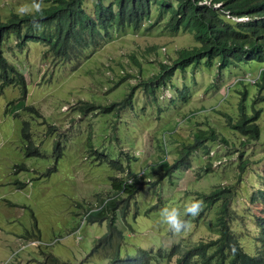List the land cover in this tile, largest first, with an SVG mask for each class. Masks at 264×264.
Segmentation results:
<instances>
[{
    "label": "rangeland",
    "instance_id": "obj_1",
    "mask_svg": "<svg viewBox=\"0 0 264 264\" xmlns=\"http://www.w3.org/2000/svg\"><path fill=\"white\" fill-rule=\"evenodd\" d=\"M30 2L0 0V18ZM48 4L43 0V6ZM92 8L86 0L84 9L91 13ZM166 18L164 14L148 29L100 32L82 55L66 60L44 51L46 46L39 41L28 39L17 47L12 32L1 41L2 54L24 74L26 85L23 97L18 85L0 91L1 263L39 264L42 250L70 264H107L104 257L84 260L95 238L106 230L104 220L87 221L84 209L88 202L94 203L96 194L105 196L111 175L128 179L129 173L138 176L141 168L145 174L134 193L135 202L128 204L125 221L119 215L115 220L123 233L120 255L134 253L137 246L168 248L175 243L181 251L213 237L218 202L207 205L199 192L224 185H230L233 194L229 210L241 215V221L232 223L240 245L248 254L257 253L253 225L255 217L264 214V204H251L245 197L260 183L258 174L264 176V86L259 87L264 76L259 84L230 81L245 72L253 76L264 64L247 60L217 68V63L201 61L173 70L165 86L146 93L139 83L158 70L159 60L169 64L177 48L193 44L186 31L168 33L163 26ZM131 83L139 86L130 107L101 110L99 105L119 99ZM242 89L244 112L261 109L257 140L233 133L221 115L225 112L232 119L240 115ZM182 92L188 95L187 102ZM87 104L93 106L86 108ZM28 105L37 110L23 108ZM23 121L27 137L21 134ZM209 126L224 134L226 142L203 139L189 153V166L172 169L154 181L162 171L160 148L166 149L165 158L171 162L182 142H192L197 127ZM240 151L246 159L241 171L236 167ZM108 158L118 159L121 169L109 165ZM151 162L155 169L149 167ZM145 177L152 182L146 183ZM192 199L203 201L202 210L195 218L188 217L187 231L174 243L159 222V212ZM34 238L38 244L29 243ZM178 254L150 264H177Z\"/></svg>",
    "mask_w": 264,
    "mask_h": 264
},
{
    "label": "trees",
    "instance_id": "obj_2",
    "mask_svg": "<svg viewBox=\"0 0 264 264\" xmlns=\"http://www.w3.org/2000/svg\"><path fill=\"white\" fill-rule=\"evenodd\" d=\"M45 1H49V4L43 6L42 13L35 16L41 26L40 30H31L32 16L21 18L16 12H11L5 19L0 18V44L12 32L18 39L17 47H21L28 39L38 40L47 46L54 57L68 59L71 56L82 55L85 48L94 44L93 40L100 32L105 34L111 31L120 32L126 27L132 32L140 28L148 29L167 14L163 26L168 33L186 31L191 34L193 44L177 48L176 55L169 64L163 63L164 59L159 60L158 70L152 73L153 76L148 81L141 80L142 83L163 84L169 80L173 70H184L186 66L201 61L209 65L217 63L218 68L235 65L237 61L256 60L264 63V0H89L93 6L91 13L84 9L86 0ZM153 4H156V9L153 8ZM241 15L246 19L236 21L231 18ZM22 28L24 32L21 33ZM6 85H18L21 96L26 94L24 74L5 58L0 48V91ZM134 87L135 85H132L119 101L102 105L101 110L112 106L117 108L130 105ZM143 89L149 93L144 86ZM239 92L240 115L233 120L230 115L225 114V122L237 134L246 139L257 140L259 128L255 120L259 109L246 115L243 112L245 91L242 89ZM92 106L87 104L86 108ZM23 108L33 112L37 110L30 105ZM21 134L25 137L29 134L25 121L21 126ZM192 139V142L181 143L177 157L172 162L169 163L165 159L159 161L162 171L156 180L181 165L189 166V153L195 151L203 139H219L226 142V139L218 136L213 128L205 130L197 127L192 133ZM57 145L58 143L54 145V149ZM240 155L241 151L238 153L236 166L241 171L246 159ZM125 157L130 158L128 155ZM108 162L113 168H121L118 159L108 158ZM109 178L110 191L106 190L105 196L96 194L93 198L94 203L88 202L84 209L87 221H106L105 232L95 238L84 260L95 256L104 257L107 264H150L160 259L168 260L179 252L176 257L177 264H264V252L249 255L236 247L235 236L229 230V221L233 216L226 208L227 200L232 193L230 185L216 186L208 193L202 194L206 204L221 200L211 224V229L216 231L214 238L196 241L181 251L178 243H175L168 248L137 246L134 253L120 255L123 233L116 226L115 220L119 215L125 221L128 204L135 202L133 196L139 188L141 179L133 176L131 181H126L118 175H111ZM249 200L264 203V177L263 184L250 194ZM256 221V227L259 226L264 233V216L257 217ZM40 253L42 259L39 264H70L50 252L40 250Z\"/></svg>",
    "mask_w": 264,
    "mask_h": 264
},
{
    "label": "clouds",
    "instance_id": "obj_3",
    "mask_svg": "<svg viewBox=\"0 0 264 264\" xmlns=\"http://www.w3.org/2000/svg\"><path fill=\"white\" fill-rule=\"evenodd\" d=\"M42 11H43V0H31V2H30V4H26V5H21V6H19L17 9H16V15H18V16H20L21 18H23V17H25V16H32L33 17V20H32V26H33V28L34 29H36V30H40V28H41V26H40V24L38 23V21L35 19V16L37 15V14H39V13H42ZM11 12H15V11H11ZM10 12V13H11ZM10 15V14H9ZM231 18L232 19H234V20H236V21H242V20H244V19H246V17L245 16H239V17H235V16H231ZM22 32H24V30H23V28L21 29V33ZM15 36V35H14ZM16 39V38H15ZM17 40L18 39H16L15 40V44H16V42H17ZM35 41H38V40H35ZM40 42V41H39ZM17 45V44H16ZM44 45V44H43ZM46 46V45H45ZM2 50V49H1ZM44 51H47V52H49V53H51L49 50H48V48H47V46H46V49L44 50ZM44 53V52H43ZM47 55V54H46ZM51 55H52V53H51ZM53 56V55H52ZM44 57H46L45 56V54H44ZM54 57V56H53ZM54 58H56V57H54ZM59 59V58H58ZM60 60H66V59H60ZM198 64V63H197ZM264 64V63H263ZM218 68V67H217ZM175 71V70H174ZM244 75L243 76H240V77H234L231 81H230V83H234V82H237V81H240V80H245V81H247V82H250V83H258V81H261V80H263V76H264V67H261V69H258V71L253 75V76H251L250 75V73H248V72H245V73H243ZM151 76H153L152 74L147 78V79H145V80H142V81H148V79L151 77ZM141 79V78H140ZM142 81L139 83L140 85H141V89L143 90V91H145L144 89H143V86L149 91V93H151L156 87H158L159 85L160 86H165V84L167 83V82H169L170 81V78H169V80L168 81H166L165 83H163V84H159V85H156V84H154V85H150V84H145V83H142ZM132 85H135L136 87H134V90H135V88H137L139 85H137V83H131ZM129 85V88L132 86V85ZM259 84V83H258ZM264 86V83L261 81L260 82V84H259V87L261 88V87H263ZM227 86L225 87V91L223 90L222 91V93H223V95H225L226 94V92H227ZM129 91V90H128ZM128 91H125L124 92V94L123 95H125V93L126 92H128ZM146 92V91H145ZM146 93H148V92H146ZM123 95L119 98V99H117V100H114V101H119L122 97H123ZM181 97H182V99H183V102H187L188 100V95H185L184 94V92H182V95H180ZM22 97V96H21ZM257 98V97H256ZM132 101V100H131ZM238 102H239V99H238ZM110 104V103H109ZM132 105V102H131V104L130 105H127V106H125V107H130ZM99 107L101 108L102 106L101 105H99ZM112 107H114V106H112ZM111 107V108H112ZM125 107H117V109L118 110H120V109H123V108H125ZM259 109V114H258V117H259V115H260V111H261V109L260 108H258ZM254 110H256V109H253V111ZM253 111L251 112V113H253ZM243 112H244V106H243ZM245 113V112H244ZM250 113V114H251ZM225 112H221V115L223 116V118H224V124L225 125H227L226 124V122H225ZM246 114V113H245ZM246 115H248V114H246ZM258 117L256 118V123H257V125H258ZM232 118V117H231ZM236 119V118H235ZM234 120V119H233ZM209 128H213L214 129V131L218 134V136H223L224 134H222V133H220L219 131H217L214 127H212V126H209V127H202V129H205V130H207V129H209ZM258 128H259V126H258ZM259 132H260V129H259ZM233 133H236V132H234L233 131ZM162 135H163V133H162ZM239 135V134H238ZM224 137V136H223ZM208 140V139H207ZM245 139H243V141H244ZM210 141H213V140H210ZM162 148V147H161ZM160 148V149H161ZM162 152H164V154H162V157L160 158V160L161 159H165L166 161H168L165 157H166V155H167V151H166V149H164V148H162ZM136 153V152H135ZM130 155H131V157H135L134 156V154L133 153H129ZM159 160V161H160ZM169 162V161H168ZM172 162V161H171ZM170 163V162H169ZM120 165V164H119ZM149 165V164H148ZM182 166V165H181ZM181 166H179L178 168H180ZM120 167H121V165H120ZM149 167L150 168H152V169H155L154 168V163H150V165H149ZM237 167V166H236ZM150 168H149V171H150ZM178 168H175V169H178ZM209 168V167H208ZM118 169H121V168H118ZM144 174H145V170L143 169V168H141V170H140V173H139V175L138 176H136L137 174L136 173H133V174H131V173H129V178L127 179V178H124L126 181H131V178H133V176H136V177H138V178H140L141 179V176L142 177H144ZM116 175V174H115ZM258 177H259V179H260V183L258 184V185H256L255 186V188L254 189H252V191H250V192H248L247 193V195H246V197H245V199L249 202V203H251V204H254V203H258V204H264L263 202H260V201H250L249 200V196H250V194L252 193V192H254V191H256L257 190V187L258 186H260L261 184H263V175H259L258 174ZM149 178V177H148ZM146 179V177L144 178V181L145 180H149V179ZM157 178V177H156ZM156 179H154V181H155ZM150 181V180H149ZM157 181V180H156ZM152 182V181H151ZM147 183V182H146ZM110 185V184H109ZM214 187H216V186H214ZM213 187H211V189H212ZM210 189V190H211ZM209 190V191H210ZM208 191V192H209ZM208 192H199V197H201L202 198V194H204V193H208ZM232 196H233V194H232ZM231 195L229 196V198H228V200H227V203H226V208H227V210L229 211V212H231V214H232V216H233V218L229 221V230L231 231V233H233V235L235 236L234 238H235V240H236V247L237 248H239V250H241L242 252H245L244 250H243V248H242V246L240 245V238H238V236L235 234V231H234V228H233V226H232V223L234 222V221H241L240 220V214H238L236 211H232V210H229V208H228V206H227V204H228V201L230 200V198L232 197ZM203 199V198H202ZM204 200V199H203ZM205 201V200H204ZM215 202H218V203H220L221 202V200H217V201H215ZM212 204V203H211ZM211 204H207V205H211ZM202 207H203V201H200V200H196V199H192V200H190V201H185L181 206H179V207H163L161 210H160V212H159V222H160V224L161 225H163V226H165L166 227V230H167V232L173 237V238H175L172 242H178V239L182 236V234L184 233V232H186L187 231V229H188V223H189V221H188V217H192V218H195L196 216H198L199 215V213L201 212V210H202ZM218 208H219V204H218ZM217 211H218V209H217ZM217 214V213H216ZM216 216V215H215ZM238 216H239V218H238ZM261 216H264V214L263 215H260V216H257V217H261ZM257 217H255V219L257 218ZM214 221V220H213ZM256 223H257V221L255 220V225H253L254 226V228L253 229H255V231L257 232V236H256V238H257V240H258V242H259V247H258V249H257V253H255V254H253V255H257V254H260V253H262V252H264V241H263V239H264V233L260 230V228H259V226L258 227H256ZM214 232V235H213V237H210V238H214L215 236H216V231H213ZM54 240H56V239H54ZM29 243H31V244H38V238L37 239H29ZM227 252V251H226ZM232 252V251H231ZM245 253H247V252H245ZM52 254V253H51ZM248 254V253H247ZM249 255H251V254H249ZM55 256V255H54ZM57 257V256H56ZM0 264H4V262L3 263H1L0 262Z\"/></svg>",
    "mask_w": 264,
    "mask_h": 264
}]
</instances>
